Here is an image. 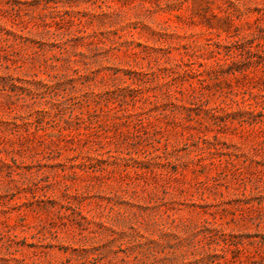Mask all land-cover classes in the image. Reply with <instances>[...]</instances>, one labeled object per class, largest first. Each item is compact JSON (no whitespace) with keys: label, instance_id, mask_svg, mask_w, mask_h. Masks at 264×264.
I'll return each mask as SVG.
<instances>
[{"label":"rangeland","instance_id":"1","mask_svg":"<svg viewBox=\"0 0 264 264\" xmlns=\"http://www.w3.org/2000/svg\"><path fill=\"white\" fill-rule=\"evenodd\" d=\"M0 264H264V0H0Z\"/></svg>","mask_w":264,"mask_h":264}]
</instances>
